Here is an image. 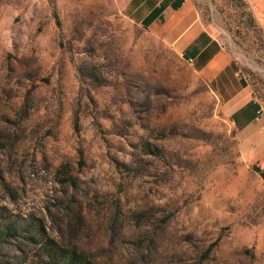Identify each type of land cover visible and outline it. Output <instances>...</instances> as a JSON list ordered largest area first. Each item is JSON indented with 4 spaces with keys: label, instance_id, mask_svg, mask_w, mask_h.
I'll return each instance as SVG.
<instances>
[{
    "label": "rangeland",
    "instance_id": "obj_1",
    "mask_svg": "<svg viewBox=\"0 0 264 264\" xmlns=\"http://www.w3.org/2000/svg\"><path fill=\"white\" fill-rule=\"evenodd\" d=\"M161 0H0V264H264V0H185L250 85L241 129Z\"/></svg>",
    "mask_w": 264,
    "mask_h": 264
},
{
    "label": "crops",
    "instance_id": "obj_2",
    "mask_svg": "<svg viewBox=\"0 0 264 264\" xmlns=\"http://www.w3.org/2000/svg\"><path fill=\"white\" fill-rule=\"evenodd\" d=\"M180 2L182 0H161L142 18V23L147 26L164 23L170 27L169 40L180 48L194 70L211 82L227 110L236 116L241 129L248 127L256 119L243 121L241 118L253 100L250 85L236 69L229 52L213 34L195 27L192 20H178L185 0L177 8Z\"/></svg>",
    "mask_w": 264,
    "mask_h": 264
},
{
    "label": "trees",
    "instance_id": "obj_3",
    "mask_svg": "<svg viewBox=\"0 0 264 264\" xmlns=\"http://www.w3.org/2000/svg\"><path fill=\"white\" fill-rule=\"evenodd\" d=\"M181 3H183V0H182V2H180L178 5H177V8H179L182 4ZM165 5H166V2H165ZM252 107V102L247 106V109H245V111H247L248 109H250ZM261 174H262V176H263V178H264V169L262 168L261 169Z\"/></svg>",
    "mask_w": 264,
    "mask_h": 264
}]
</instances>
